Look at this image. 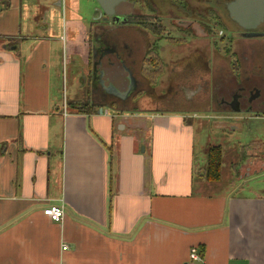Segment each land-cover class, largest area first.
<instances>
[{"label":"crops","instance_id":"crops-1","mask_svg":"<svg viewBox=\"0 0 264 264\" xmlns=\"http://www.w3.org/2000/svg\"><path fill=\"white\" fill-rule=\"evenodd\" d=\"M93 1L0 0V264H264V194L213 193L207 188L219 180L195 166L194 120L215 114L198 106V94L224 95L220 77L214 94L210 78L170 84L175 47L160 39L148 54L155 66L142 68L154 91L142 111L71 106L85 84L89 97L91 35L96 44L102 36ZM122 30V40L147 37ZM247 59L235 74L243 87L251 84ZM257 108L238 114L261 131ZM239 155L237 173L261 175L264 137ZM49 206L63 208L60 222L43 215Z\"/></svg>","mask_w":264,"mask_h":264},{"label":"flooded vegetation","instance_id":"flooded-vegetation-1","mask_svg":"<svg viewBox=\"0 0 264 264\" xmlns=\"http://www.w3.org/2000/svg\"><path fill=\"white\" fill-rule=\"evenodd\" d=\"M127 1L132 5V15L125 17V26L136 28V25L140 22L149 24L151 21V24L155 25V20H157V23L160 25L166 23L165 25L168 26L167 29H164L166 34L164 40L174 43L172 46L175 48L171 50L174 55L171 56L174 57L176 55L175 57L177 60L176 64L171 65L169 74L166 78V81L170 84L173 85L176 82H184L186 80L192 81V79L198 81V78H210L211 82L212 77H220L222 74L221 71L226 76L238 75L241 74V72L244 74L246 72L244 71V66L248 61L247 58L252 56L253 64L251 75L255 74L254 76L256 78L253 79L260 81V84L264 88V82L261 79V77H264V19L261 23L255 24L254 26H252L253 20L247 22L245 21V17H243V21H238L234 16L232 17L231 12V9H233L232 4L235 0ZM103 17L102 15V18ZM102 18L98 21L99 26L97 25V28H100L99 30H101L102 33L99 49L103 50L102 48H104L105 51H115L116 54L121 55L126 65L125 67L129 70H133L132 80L134 79L135 83L133 84L130 95L125 100L114 99L112 95L108 93L107 95L99 88L101 91L97 90L96 92L97 96H99L97 101L100 104L110 106L113 110L137 111L141 106H144V101H146L148 97H152L154 92L146 82L142 68L143 65L147 63L146 60L150 59L148 54L153 53V48L157 40L154 36L150 35L148 31L146 33L147 37L136 35V32H134L132 33L134 35L127 37L125 40L120 38V34L124 31L122 29L111 31L108 35L106 31H104V27L102 28V26L106 24L102 21ZM140 18H145L148 21H140ZM162 20L165 22H162ZM219 28L221 30H218ZM222 28L224 31H227L229 35H225ZM137 29L139 30L138 32L143 31L142 29ZM248 33H255L261 36L254 38L253 42H248L247 39L244 38V35ZM94 40V33H92V58ZM223 41H226V45L221 48L219 44ZM245 48L248 49L246 50ZM246 51L248 53H246ZM103 53L104 51L98 53L96 50L98 57L102 56ZM221 55L227 59L228 66H225L224 60L221 62L217 60ZM92 58L90 61V83L92 79ZM153 59H155V57H153L152 60ZM212 64H214L216 68L212 67ZM174 65L177 67H174ZM137 67H139V70ZM258 72L260 73L256 74ZM125 76L127 77L126 74ZM253 83L254 81L251 82V84ZM238 89H242L243 92L231 90V92L228 93L229 97L225 98L226 101L230 102L232 96L236 98L242 96L243 98L239 99V107L241 109L242 107L248 106L254 107V105L259 107V105L263 103H257L262 96V89L259 88V85L250 86L248 84ZM173 93H175L174 90L171 96ZM258 94L260 95L259 98L254 100ZM209 95V90L206 94L204 92L202 94L199 93L197 103L198 106L207 104L208 107H212L211 109L214 111L218 103L216 100H211L212 106V104H210L211 101L208 99ZM89 97H91L90 90ZM176 101L177 100H175V102L172 101L173 104H176ZM169 102L172 103L171 101ZM232 106L236 107L235 104ZM220 114L223 115V119L230 122L234 119V116L231 114ZM234 128H239V124H236ZM255 170L256 169H252L251 172H255Z\"/></svg>","mask_w":264,"mask_h":264},{"label":"rangeland","instance_id":"rangeland-1","mask_svg":"<svg viewBox=\"0 0 264 264\" xmlns=\"http://www.w3.org/2000/svg\"><path fill=\"white\" fill-rule=\"evenodd\" d=\"M128 8H130L129 11L132 10V7L129 4H127L123 9L118 8L117 12L118 13L125 12L128 10ZM218 30L221 29L219 28ZM222 31H224L223 28ZM224 33L225 35H229L227 31H224ZM259 73L260 72L256 74ZM254 75L255 74H253L250 78V82L254 81V83L249 85L250 86L259 85V88L262 89V96L257 101V103L264 102V88L260 84V81L253 79L256 78ZM112 78H113L112 82L116 86V88L120 89L121 91L125 90L127 86L126 76L125 73L122 71L121 66H119L118 64L114 69V76H112ZM220 79L221 82L219 83L218 90L221 94L225 92L231 85H229V83H226V76H224V73L221 74ZM240 86L242 85L233 82L231 90H237ZM78 97L79 99H76L75 101H71L72 102L71 106L72 107L74 106L73 107L74 109L81 107L82 104L83 105L89 104V102L91 104V97L90 99L88 97L87 84H85L83 92L82 91L79 92ZM228 97L229 96L227 95V98ZM106 109L113 111V109L111 108H106ZM256 109H258L257 105H254L253 110ZM213 113L215 114L212 115L213 120L210 121V123L201 121L199 120L200 118L194 120L195 123L194 128L196 131V142H197L196 160H195L196 168L199 170L200 169L204 170L206 168L207 150L209 146L219 145L222 148L223 157H222L219 183L218 184L211 183L209 184V187L207 189H212L213 193L226 192L228 194L231 193L238 196H253L256 194H264V175H262L264 171L258 172V174L261 175H255V173L247 175L248 173H250L249 167H243L242 171L241 172L238 171V173L233 169L234 165L237 164L240 160V155H239L240 147L246 145L247 142H249L250 138L254 136L264 137V129L261 128L260 131L254 126V124H252V122L243 120L242 116H244V114L239 115L238 113H233L232 116L236 117V119H233L230 122L228 120L223 119V115H221L220 113L217 112H213ZM238 116H240L239 117L241 118L240 120L239 118H237ZM236 124H239L238 130L233 129L236 126ZM254 151L257 153L258 150L254 149ZM201 178H202L201 176H197L196 180L200 181Z\"/></svg>","mask_w":264,"mask_h":264},{"label":"water","instance_id":"water-1","mask_svg":"<svg viewBox=\"0 0 264 264\" xmlns=\"http://www.w3.org/2000/svg\"><path fill=\"white\" fill-rule=\"evenodd\" d=\"M97 5L96 12L98 13L99 19L102 18V21L106 24L102 26L104 31L109 35L111 31L116 29H123L125 28V17L132 15V11L125 12H117L118 8L123 9L125 5H131L127 0H94ZM233 9H231L232 17L234 16L238 21H243V17H245V21H252V26L255 24H259L264 19V0H235L232 4ZM97 19V20H99ZM261 35L255 33H248L244 35V38L247 39L249 42H253L254 38L260 37ZM98 45V46H97ZM100 43L96 44L93 42V58H92V79H91V105L94 107L97 106L98 114L102 115L104 113V107L110 108V106H106L103 104H95L94 100L96 98V92L103 91L104 93H108L113 96L114 99L117 100H125L132 91L134 79L132 80V70H128L125 66L123 61V57L121 55L116 54L115 51H105L102 56L98 57L96 54V50L99 49ZM121 66L122 71L127 75V86L125 90L121 91L120 89L116 88L113 84L112 76H114V69L116 65ZM109 76V77H107ZM226 76V75H224ZM221 77V76H220ZM264 82V77H261ZM218 78L212 77L211 82L209 79V88L212 89L213 94L215 93L216 88V81L218 82ZM241 77L238 78L236 75L234 76H226V83L231 85L225 92L224 95L217 96L216 99L218 103V110L214 109L213 112L222 113V114H232V113H240L241 108L239 107V99L243 97L240 96L236 98L235 96L231 97L230 102L226 101V97L231 90L232 83L240 84ZM208 82V81H206ZM219 84V82H218ZM101 88V90L99 89ZM237 92H243L242 89H237ZM107 94V95H108ZM259 94L254 98H259ZM216 97V96H215ZM233 104L236 107L232 106ZM259 108H264V102L259 105ZM213 110V109H212ZM239 129V128H238Z\"/></svg>","mask_w":264,"mask_h":264},{"label":"trees","instance_id":"trees-1","mask_svg":"<svg viewBox=\"0 0 264 264\" xmlns=\"http://www.w3.org/2000/svg\"><path fill=\"white\" fill-rule=\"evenodd\" d=\"M139 20L140 21H148L145 18H140ZM151 22H149V24L140 22L136 26H137V28L145 30L146 32L148 31V33H150V35L154 36L156 38V40L164 39L166 34H165V30H164L163 26L158 24L157 20H155V25L151 24ZM146 62L150 66H153V65L155 66L157 61H154V59L152 60V58H150V59H147ZM154 74L156 75V73H154ZM145 79L148 80L146 77H145ZM144 102H145V104H143V105H148L146 101H144ZM217 108H218V105H216V109ZM95 109H96V107L91 105L89 102V104H85V105L82 104V106L79 107L77 111H79L78 113L90 114V113H95L96 112ZM116 111L122 112L123 110L116 109ZM137 111H142V109H139ZM137 111H134V112H137ZM247 148H249V145ZM221 164H222V150H221V148L219 146L211 147L207 153L206 168L204 170H202V172H203V173H201L202 177H204L206 180H208L210 182L218 181L220 178Z\"/></svg>","mask_w":264,"mask_h":264},{"label":"built area","instance_id":"built-area-1","mask_svg":"<svg viewBox=\"0 0 264 264\" xmlns=\"http://www.w3.org/2000/svg\"><path fill=\"white\" fill-rule=\"evenodd\" d=\"M43 215L48 217L50 221L60 222L63 219L65 213L62 207L49 206L43 210ZM62 249L66 250V247H63ZM189 258L191 260L199 259L194 250L190 252Z\"/></svg>","mask_w":264,"mask_h":264}]
</instances>
